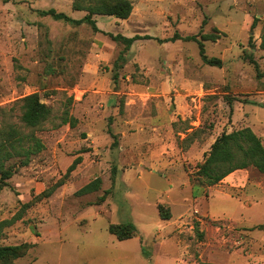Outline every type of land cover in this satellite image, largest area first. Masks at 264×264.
I'll list each match as a JSON object with an SVG mask.
<instances>
[{
  "label": "rangeland",
  "instance_id": "obj_1",
  "mask_svg": "<svg viewBox=\"0 0 264 264\" xmlns=\"http://www.w3.org/2000/svg\"><path fill=\"white\" fill-rule=\"evenodd\" d=\"M131 1L126 20L94 16L95 32L43 14L80 20L75 0H0V129L45 147L27 166L4 163L0 246H30L14 264H264V173L215 186L196 176L223 133L248 127L264 144V0ZM111 34L142 39L126 48ZM208 34L221 67L172 40ZM34 93L52 109L38 130L22 122ZM98 178L100 190L78 193ZM128 222L132 239L109 232Z\"/></svg>",
  "mask_w": 264,
  "mask_h": 264
},
{
  "label": "trees",
  "instance_id": "obj_2",
  "mask_svg": "<svg viewBox=\"0 0 264 264\" xmlns=\"http://www.w3.org/2000/svg\"><path fill=\"white\" fill-rule=\"evenodd\" d=\"M73 8L76 11H86L87 15L80 19L74 20L65 13H59L54 9L43 12L44 15L51 16L57 21L74 23L76 25L88 24L95 32H100L94 16H113L118 19L126 20L133 12L134 6L131 0H75ZM255 28V25H253ZM111 37L130 48L136 41L142 39L140 36L127 38L122 35ZM217 34H208L202 36L179 37L176 35L172 40L183 39L185 41H194L198 44L200 56L203 62L209 66L221 67L222 62L218 58H210L206 53L204 41L218 39ZM264 45V44H263ZM251 63L256 65L254 60ZM256 69L257 65H256ZM117 78V77H116ZM22 122L29 128L38 130L47 121L52 114V109L45 104L38 93L28 95L22 99ZM229 104L232 100L229 98ZM62 123L69 124L72 128L76 127L78 120L66 112ZM33 142L26 146L25 144ZM43 142L36 138L35 133L30 135L22 134L16 127L10 126L8 129H0V174L1 183L4 185L10 179L14 172L5 168V162L13 158H20L21 165L27 166L32 157L40 154L44 150ZM81 164V158H77L69 167L66 177H69ZM249 167L256 168L259 172L264 173V144L261 139L251 128H242L231 133H223L216 139L211 147L210 152L206 155L205 161L196 172L198 179L208 186H215L221 183L226 177L238 170H244ZM102 181L100 178L90 182L83 187L78 193L80 195L94 193L100 190ZM51 192L46 194L50 196ZM159 213L162 219H171V214L164 210L162 205L159 206ZM264 229V225L259 226ZM109 232L115 235L118 240L125 241L132 239L138 233V229L133 223L112 224ZM30 246H0V264H14L13 261L23 257ZM199 264H213L200 262Z\"/></svg>",
  "mask_w": 264,
  "mask_h": 264
}]
</instances>
